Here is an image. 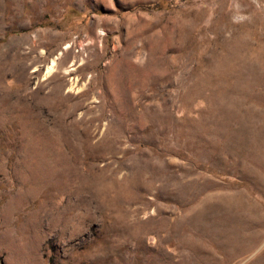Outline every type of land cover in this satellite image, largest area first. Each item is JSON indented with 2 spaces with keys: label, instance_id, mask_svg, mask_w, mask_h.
Returning a JSON list of instances; mask_svg holds the SVG:
<instances>
[{
  "label": "rangeland",
  "instance_id": "1",
  "mask_svg": "<svg viewBox=\"0 0 264 264\" xmlns=\"http://www.w3.org/2000/svg\"><path fill=\"white\" fill-rule=\"evenodd\" d=\"M0 264H264V0H0Z\"/></svg>",
  "mask_w": 264,
  "mask_h": 264
}]
</instances>
